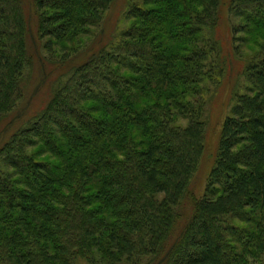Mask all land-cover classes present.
<instances>
[{
  "label": "trees",
  "instance_id": "16d2710c",
  "mask_svg": "<svg viewBox=\"0 0 264 264\" xmlns=\"http://www.w3.org/2000/svg\"><path fill=\"white\" fill-rule=\"evenodd\" d=\"M222 8L234 45L262 42L196 196ZM57 51L43 109L0 143V264H264V0H0V122Z\"/></svg>",
  "mask_w": 264,
  "mask_h": 264
},
{
  "label": "rangeland",
  "instance_id": "374dc122",
  "mask_svg": "<svg viewBox=\"0 0 264 264\" xmlns=\"http://www.w3.org/2000/svg\"><path fill=\"white\" fill-rule=\"evenodd\" d=\"M123 11V3H119L112 11L107 26V34H110L109 32L114 30L117 23L120 22L122 17L120 18L119 16V19L118 14L120 15V13H122ZM222 17L224 21L217 31L216 35L223 42V57L225 58L228 56L227 58L231 61L229 71L230 73L228 74L227 79L223 82L222 86H216L213 89L210 88L209 93H207L206 95V97L208 98L206 105L207 125L205 128L206 148L200 170L193 181V189H191L192 192L194 191L196 196L202 195L206 178L213 164V155L216 150L219 125L228 115L229 110L234 103L235 93L242 94L248 87V84L242 75V68L244 67L245 60L257 53V45L262 42L255 36L238 34L236 36L238 42H235L234 45L226 24L231 25L232 23H234L233 25H235L237 23V20L231 19L228 15L226 16V11L223 8ZM93 31L95 30L93 29ZM104 38L106 41V37ZM242 40L245 41V43H243ZM84 41H88V39L85 38ZM234 46L239 50L237 54H234L233 52ZM40 55L43 59L45 58L44 54L41 51ZM61 55L62 54L57 51L55 52L53 59H50L52 58L50 55H46V59L48 60H45L44 64L36 62V71L34 74L35 80L31 83H28V85L26 86L24 98L15 109V111L0 122V143L12 132H14L20 125L22 126L36 113H39L43 109L45 103L48 100V85L50 81H52L53 79H55V77L62 73L60 67L61 65H58L61 61ZM55 64H57V66H55ZM59 67L60 69L56 70ZM43 74L49 77L47 79V82L43 80ZM40 79L43 81V84ZM178 124L184 125V122L179 120ZM31 151H33V149L29 150L28 152Z\"/></svg>",
  "mask_w": 264,
  "mask_h": 264
}]
</instances>
